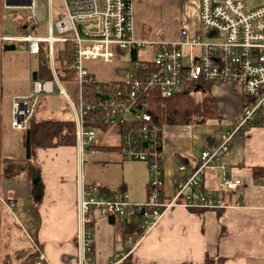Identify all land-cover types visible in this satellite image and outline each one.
<instances>
[{"label": "built area", "instance_id": "1", "mask_svg": "<svg viewBox=\"0 0 264 264\" xmlns=\"http://www.w3.org/2000/svg\"><path fill=\"white\" fill-rule=\"evenodd\" d=\"M39 1L0 0V13L3 8L13 7L31 12L27 30L22 35H0V55L5 44L20 42L21 47L34 55L41 52L42 43H47L54 76L53 80L47 81L32 77L31 93L13 98L12 127L27 130L41 93L59 91L73 102L57 76L54 59L56 42L71 43L77 73L74 80V94L78 101L75 107L76 138L82 154L88 145L94 144L99 130L87 127L86 116L97 111L102 113L105 124L124 126L122 158L143 161L148 166L149 193L145 202H132L126 192L101 194L97 185L83 189L79 199L83 228L90 222L88 214L92 210H104L109 217L139 216L146 232L163 212L176 206L226 208L223 198L196 190L211 170L218 167L225 170L223 161L241 133L250 126L264 125V0H200V23L207 30V40L202 34L190 33L185 28L181 29L178 40L137 38L133 0H64L65 9L58 19L53 18V0H46L48 35L41 37L34 33L39 26ZM254 1L262 3L253 7L248 5ZM150 46L156 49L152 61L133 62V73L128 78L101 81L87 66L89 61L113 64L119 57L117 51L145 50ZM88 80L107 84V90L99 94L108 95V99L101 98L99 94L96 98L84 99L83 86ZM121 83H125L126 88ZM214 83L240 84L247 100L226 129L212 131V141L205 144L195 169L188 171L184 163L179 164L176 191L172 196H166L163 130L148 111L150 103L147 96L153 92H159L164 97L181 92H202L207 84ZM259 181L264 183V178ZM223 183L231 190L244 185L242 180L227 176ZM2 204L10 210L15 208V204L7 203L0 193V206ZM144 234L138 237V232L134 231L128 235L130 252L139 245ZM85 235L84 261L91 264L93 240L90 234ZM45 260L42 254L35 264H45Z\"/></svg>", "mask_w": 264, "mask_h": 264}, {"label": "crops", "instance_id": "2", "mask_svg": "<svg viewBox=\"0 0 264 264\" xmlns=\"http://www.w3.org/2000/svg\"><path fill=\"white\" fill-rule=\"evenodd\" d=\"M161 1L167 13L158 20V24L153 25L155 20L152 18L158 14L152 15L148 11L150 0H133L137 38H154L162 24L167 23L166 28L175 26L170 24L178 25L176 18L181 22L179 28H185L190 33H203L199 17L200 0ZM60 12L53 6L54 19L60 17ZM147 24L150 25L149 30L144 29ZM181 29L172 39L159 36L156 40H178ZM43 48L47 50L45 54H41ZM42 50L39 54H29L30 58L38 57L39 65L50 61L48 44L43 46L42 43ZM154 50L155 46L137 50V59L140 60V52L147 51L153 55ZM147 57L142 60L150 63L152 59ZM49 65L51 67L50 62ZM33 72L35 70L30 68V80ZM221 84L214 83L211 92L223 119H226L223 127L197 124L191 140L182 137L178 131L177 134L170 133L175 136L170 139L171 130L166 133L168 126L163 129L166 196H172L176 191L179 164L184 163L188 171L195 169L205 144L212 141V131L226 129L246 102L240 94L217 89ZM198 93L204 95L206 91ZM227 96L234 102L229 101ZM70 104L71 107L46 118L75 121L77 105L74 102ZM214 122L221 124L222 120ZM176 126L169 125L171 129L178 128ZM22 139L25 148L24 136ZM94 144L118 146L120 143ZM120 152L117 149H100L96 152L85 150L82 154L78 144L40 148L36 150L32 162L34 177L29 179L24 174L15 180L0 177L1 195L7 203L15 204L14 210L6 204L0 206V264H35L42 254L45 264H85V234H90L93 240L91 264H118L130 254L138 264H204L207 257L224 258V264H264V183L254 177V169L264 167V125H253L241 133L223 161L225 170L220 167L211 170L196 190L223 198L226 208H170L145 232L132 252L128 248L127 233L113 224L104 210L90 211V222L85 228L79 210L82 190L95 185L107 191V195L126 192L132 202L147 200V163L123 159ZM23 158H27L26 149L25 156L11 159L21 161ZM135 161L145 163L146 167ZM138 169L141 171L138 172ZM225 176L242 180L244 185L237 190L227 189L223 183ZM35 252L39 255L37 260Z\"/></svg>", "mask_w": 264, "mask_h": 264}, {"label": "rangeland", "instance_id": "3", "mask_svg": "<svg viewBox=\"0 0 264 264\" xmlns=\"http://www.w3.org/2000/svg\"><path fill=\"white\" fill-rule=\"evenodd\" d=\"M46 0H40L38 5V16L37 20L39 26L35 28V32L39 36H47L48 35V20L46 19ZM148 4V11L151 14L157 13L158 16L153 17L152 22L153 25L158 24V20L163 18V15L167 13V10L163 8V3L161 0L157 2H153L150 0ZM261 1L249 2L248 5L253 7L261 4ZM53 6L62 13L65 9L63 0H53ZM0 35H8V36H19L22 35L23 32L19 29V20H29L31 18V12L28 9L24 8H3L0 13ZM178 21V25L170 24L175 26H170L166 28L165 25L167 23L162 24L160 30H157V33L154 35V38L145 37L144 39H159L160 37L172 39L181 29L179 25H181L180 19L176 18ZM150 27L149 24L145 25L144 29ZM165 28V30H163ZM202 35L205 40H207V30H202ZM166 33V34H165ZM210 37H208L209 39ZM161 39V38H160ZM197 50V49H196ZM156 52V49L154 50ZM0 57V160L14 158L20 156H25V148L23 146V136L24 131L15 129L11 125L12 121V102L13 98L18 94H30L31 93V80H30V68H33L37 71L39 66L38 57L34 56L30 58L27 50H24L20 46V42H16L15 50H7L4 49L1 52ZM145 56H148V59H153L154 55H150L149 52L144 51L139 53V59L142 60ZM143 61V60H142ZM88 68L95 75L98 80L106 81V80H119L121 78H128L133 73L132 62H131V51L121 53V58L116 60L113 64H104L102 62L89 61L87 63ZM118 74V75H116ZM60 80V79H59ZM59 89L61 86L58 81L54 80ZM61 81V80H60ZM62 86L66 89L67 93L71 96L73 102L78 106L77 96L74 94L76 89V84L74 81H61ZM73 86V87H72ZM227 89L232 93L243 94V89L240 84H230V83H222L218 86L217 89ZM41 97L39 99L38 110H40V116L42 117H53L58 114L61 110L67 109V107H71L70 100L59 91L56 93H41ZM232 95V94H231ZM202 94L197 93L196 98L201 99ZM228 97V96H227ZM233 97V96H231ZM244 97V96H243ZM234 98V97H233ZM245 101L247 100L246 97ZM229 101L231 98L228 97ZM228 99H224V102H228ZM238 101V100H237ZM236 102V101H235ZM230 103V102H229ZM244 104V103H243ZM47 108L49 110H47ZM226 119H222V123L210 121L208 125L212 127H216L220 125L223 127L225 125ZM197 124L203 123H192L189 125H178V128L167 127L165 132L171 130L169 132L170 139H173L175 136L170 133H178L182 137L188 138L191 140L192 136L195 133ZM205 125V124H204ZM202 127V125H201ZM207 127V126H206ZM251 127V126H250ZM248 127V128H250ZM119 126H109L107 130L99 129L97 131V136L94 139V143L100 144H118L121 142V132ZM247 128V129H248ZM205 129V128H202ZM225 129V127H224ZM178 131V132H177ZM164 138V137H163ZM166 138V135H165ZM165 140V139H164ZM165 142V141H164ZM129 162V161H127ZM137 162V161H135ZM146 167V164L143 162H137ZM141 170L138 169V172ZM1 176V175H0ZM2 178H4L2 176ZM146 199V196L143 200ZM15 218L14 214L12 215ZM8 219V218H7ZM2 242V237H1ZM26 244V240H24Z\"/></svg>", "mask_w": 264, "mask_h": 264}, {"label": "trees", "instance_id": "4", "mask_svg": "<svg viewBox=\"0 0 264 264\" xmlns=\"http://www.w3.org/2000/svg\"><path fill=\"white\" fill-rule=\"evenodd\" d=\"M29 21L19 20V29L24 33L27 30ZM47 43H43V46ZM42 50V49H41ZM47 50L43 48L41 54H45ZM121 51H117V55L121 57ZM75 51L74 46L71 43L56 42L54 44V59L57 63L56 73L61 81H74L77 77L75 69ZM137 59L136 51H131V62H135ZM37 77V80L47 81L53 80V72L49 65V60L39 65L38 71L33 72V76ZM114 84H119L115 82ZM126 88L125 83H121ZM212 84H207L204 88L206 93L201 99L196 98L198 92H181L176 93L172 97H164L159 92H153L147 96L150 106L148 111L153 115L154 120L157 122L161 131L169 125H189L192 123H208L212 121H220L223 116L220 112L215 97L211 92ZM107 90V84L91 83L89 80L84 83L83 92L84 99L96 98L101 91ZM39 103L33 113L27 130L24 131V145L26 146L27 132L30 133L31 141V158H23L21 161H15L11 158L0 160V177L8 179H19L22 174L27 175L30 178L34 177V167L32 162L35 158V152L40 148H55L60 146H75L77 145L76 138V122L74 120H52L50 118L41 117L38 115ZM87 127H97L101 130H107L109 125L105 124L102 120V113L92 112L86 116ZM121 132V142L116 145H97L92 144L86 147L87 151L110 149V150H122V136L124 133V126L119 125ZM163 133L161 132V135ZM121 153V152H120ZM254 177L261 179L264 177V167L254 169ZM38 189V188H37ZM100 193H107L103 188H99ZM149 193V182H148ZM109 219L113 224L123 229L124 233L128 235L134 231L138 232V237L142 236L145 232V228L142 227V221L139 216H133L130 218H121L119 216H110ZM35 259L37 260L39 255L35 252ZM35 260V261H36ZM224 258L218 257L216 259L209 258L205 260L204 264H224ZM118 264H138L133 260L131 254L126 256Z\"/></svg>", "mask_w": 264, "mask_h": 264}, {"label": "water", "instance_id": "5", "mask_svg": "<svg viewBox=\"0 0 264 264\" xmlns=\"http://www.w3.org/2000/svg\"><path fill=\"white\" fill-rule=\"evenodd\" d=\"M3 49L5 51L7 50H15L16 49V44H5ZM34 80H37V77L34 75L33 76ZM199 88H197V91H198ZM101 98H104V99H108V95H105V96H102L101 94H99ZM26 157L27 158H31V155H32V152H31V141H30V133L29 131L27 132V136H26Z\"/></svg>", "mask_w": 264, "mask_h": 264}]
</instances>
